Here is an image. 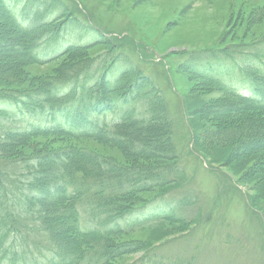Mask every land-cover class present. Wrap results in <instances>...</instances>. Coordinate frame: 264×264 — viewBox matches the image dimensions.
<instances>
[{
  "label": "trees",
  "instance_id": "obj_1",
  "mask_svg": "<svg viewBox=\"0 0 264 264\" xmlns=\"http://www.w3.org/2000/svg\"><path fill=\"white\" fill-rule=\"evenodd\" d=\"M236 12L241 15L233 13L234 28L246 35L264 18L262 10H251L247 18ZM0 13L9 41L21 47L18 60L0 57V264H26L27 253L35 256L30 246L42 264H113L141 251L139 264H195L194 258L161 256L162 243L146 248L123 241L136 230L123 222L150 201L147 196L163 195L180 180L174 119L152 79L133 65L112 76L113 63L100 61L99 53L88 56L106 45L116 48L117 38L91 26L93 19L67 0H25L22 18L0 0ZM72 24L101 38L60 51L55 45ZM255 36L233 43L222 37L221 44L181 52L192 57L180 67L189 88L221 96L218 107L204 114L221 122L247 119L224 134L214 126L205 148L236 142L240 150L248 147L241 155H264V32ZM123 38L135 41L130 33ZM43 46L53 47V58L40 59ZM26 61L63 63L53 75L32 78L22 75ZM17 118L34 120L17 126ZM193 137L197 143L201 138ZM85 140L116 148L129 163L81 146ZM172 210L162 212L158 223L190 234L194 219Z\"/></svg>",
  "mask_w": 264,
  "mask_h": 264
},
{
  "label": "rangeland",
  "instance_id": "obj_2",
  "mask_svg": "<svg viewBox=\"0 0 264 264\" xmlns=\"http://www.w3.org/2000/svg\"><path fill=\"white\" fill-rule=\"evenodd\" d=\"M8 1L22 18L25 0ZM67 4L77 13L93 19L100 29L108 30L109 37L122 33L134 37V42L117 38L114 40L116 48L106 45L89 51L88 56L95 57L99 53L100 61L113 63L112 76L127 66L138 67L163 94L174 119L179 183L163 195L147 196L150 199L147 208L139 211L130 222L140 220L143 223L172 208L175 215L194 219L198 227L187 234L174 225L153 222L136 226L135 233L123 241L140 243L146 248L162 243L160 251L170 260L195 257V264H264V155H241L248 152V147L240 150L236 142L205 148L206 139L215 136L212 129L218 127L219 133L224 134L229 128L230 131L238 129L239 122L247 119L221 122L206 116L204 112L210 110L208 107H218V101H222L218 99L220 94L202 93L199 88L191 90L188 77L180 71L184 62L192 60L181 52L221 44L222 37L233 43L264 32V18L253 28L255 31L246 35L244 28H234L237 21L233 16L238 10L246 18L251 10L264 11V0H81L79 3L67 0ZM1 18L0 13L1 60H18L21 47L9 41L12 35ZM83 32L82 25L72 24L61 34L60 44L55 47L61 51L70 45H85L101 38L100 33ZM41 52L46 60L54 56L51 46H43ZM240 60L242 58L237 59ZM62 63L39 66L26 61L22 75L32 78L53 75ZM223 82L230 84L228 80L223 79ZM6 106L18 116L13 107ZM33 120L17 118L15 125L25 126ZM194 134L201 136L198 139L201 148L194 144L197 143ZM80 145L129 163L116 148L92 140L80 142ZM234 148L236 155L231 154ZM134 163L149 164L140 160ZM155 196L163 199L151 201ZM141 252L124 256L113 264H139ZM26 262L41 264L31 254Z\"/></svg>",
  "mask_w": 264,
  "mask_h": 264
}]
</instances>
